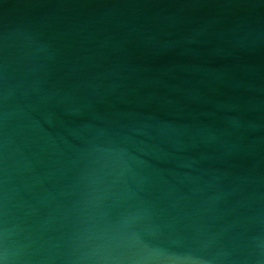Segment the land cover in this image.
<instances>
[{
    "label": "water",
    "instance_id": "95a60500",
    "mask_svg": "<svg viewBox=\"0 0 264 264\" xmlns=\"http://www.w3.org/2000/svg\"><path fill=\"white\" fill-rule=\"evenodd\" d=\"M0 264H264V0H0Z\"/></svg>",
    "mask_w": 264,
    "mask_h": 264
}]
</instances>
